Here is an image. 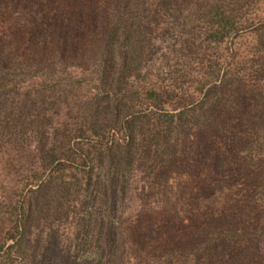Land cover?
Masks as SVG:
<instances>
[{
  "label": "rangeland",
  "instance_id": "obj_1",
  "mask_svg": "<svg viewBox=\"0 0 264 264\" xmlns=\"http://www.w3.org/2000/svg\"><path fill=\"white\" fill-rule=\"evenodd\" d=\"M177 1L181 11L174 13L158 6V0H132L129 6L125 0H0V67L15 69L21 63L32 71L36 66L56 72L65 68V74L80 78V94L94 95L87 69L100 60L105 42L112 36L114 47L129 58L134 41L137 70L121 82L117 98L109 99L119 105L121 119L125 106L134 114L175 113L192 106L209 94L210 75L217 70V82L230 72L247 81V88L264 87V77L254 81L260 59L264 65L257 38V27L264 24V0H224V13L235 19V28L221 41L212 37L202 15L213 0ZM182 24L185 32L180 31ZM124 26L139 30V36H130L128 28L123 41ZM5 90L0 89V99ZM46 95L42 101L34 89H19L0 108V121L5 115L10 121L0 133V247L11 245L15 235L13 205L41 183L32 177L41 151L58 153L63 136L69 135L73 153L67 162L55 161L42 177L50 185L44 189L47 211L31 230V238H38L35 255L26 262L0 255V264H93L95 252L107 253L111 227L119 238L117 264H157V258L162 263L161 258L176 252L195 256L199 264H264V205L254 196L264 173L244 172L238 139L237 120L251 105L248 99L227 104L229 112L217 109L214 126L208 125L206 133L174 136L166 164L137 160L136 171L128 175L127 194L113 198L106 163L89 160L99 149L96 138H76L73 104ZM114 130L113 140L125 137L123 130ZM91 169L78 200L53 184ZM30 197L33 203L37 195ZM221 228L260 229L262 236L257 244L221 243L213 236Z\"/></svg>",
  "mask_w": 264,
  "mask_h": 264
},
{
  "label": "trees",
  "instance_id": "obj_2",
  "mask_svg": "<svg viewBox=\"0 0 264 264\" xmlns=\"http://www.w3.org/2000/svg\"><path fill=\"white\" fill-rule=\"evenodd\" d=\"M223 1L213 0L203 7L205 11L202 13L210 25L212 37H216L220 41L235 28V19L231 14L226 16L224 13ZM234 1L237 4L243 3V0ZM158 3V6H161L166 12L175 13L181 11L177 0H158ZM130 4H132V0H125L124 5L129 6ZM123 25L124 22H121V26ZM128 28L126 26L122 27L123 41L128 38V33L130 32V36L132 33L136 37L139 36V30L134 29L133 31L132 27ZM257 28L258 46L264 48V24L258 25ZM184 29L185 25L182 24L180 31H184ZM113 31L116 34L118 27L116 26ZM111 39L112 36L105 42L97 64L92 69H87L90 70L88 71L89 84L97 90L94 95L91 93L80 94V89H78L80 78L77 75L73 76L71 73L65 74V68L56 72V69L46 70V68L36 66L32 71L29 69L30 67L19 63L15 69L10 67L9 70H6L4 67H0V89H6L4 92L6 97L0 99V108L2 104L5 107L9 103L7 95L17 90L19 91V89H34L35 94L42 101L47 99L46 94L49 93L51 98H54L53 100L57 102L61 101L65 105L68 102L73 104L76 109L74 126L77 133L75 136L76 138H96L99 149L89 160L91 163L94 160L99 162V164L106 163L104 172L110 175L108 178L110 183L109 193L115 198L116 196L124 197L127 194V181L130 177L128 175L131 174L132 170L136 171L135 164L137 160L150 162L149 159L152 158L160 164H166L165 158L170 156L171 140L174 136L178 137L194 130L206 133L207 126L213 125V115L217 109L229 112L230 109H228L227 104L235 101L241 105V101L248 99L251 105L244 108L239 116L241 118L240 121L237 120V125H239L237 126L239 129L238 139L243 154L241 157L242 166L248 176H259L264 173V87L253 89L248 86L247 88V81L233 78L230 72H224L221 79L217 82L216 80L219 79L220 74L219 70H217L213 75H210L211 79L209 82L211 87L208 89L209 94L203 95L192 106L175 113L144 111L138 114L128 111L125 106L126 111H123L124 116L121 119L119 117V105L117 103L114 104V100L110 102L111 100L109 99L112 95L117 98V94L121 92V82L133 75L135 70H137L139 52L136 51L137 43L133 41L128 58L126 53H121L114 47V40L112 41ZM259 62L257 71H254V81H259L260 77H264V65L261 59ZM71 67L77 68L76 65ZM18 68H24L23 70L25 71L17 73ZM20 74L24 76L23 80L18 79ZM81 74H84L83 71ZM25 77H30V81H27ZM29 82H32L30 83L32 85ZM12 102L10 101V104ZM8 119V116L5 115V117L3 116V121H0L3 127L0 133L9 127L8 122L10 121ZM115 127L125 133V137L121 140H113L116 134ZM136 135L140 137L139 141ZM2 139L3 137L0 134V142H2ZM72 139L69 135L63 136L60 146H58V153L52 150L41 151V163L32 175L36 183H41L35 185L37 189L28 190L27 197H23L21 201L13 205L12 214L15 218V235L11 245L0 247V255L3 259L26 262L29 257L35 255L34 250L38 246V238H31V230L34 228V222L40 218L42 219L40 216L47 211L48 201L46 200V194H44L46 190L44 189L50 185L49 181L42 182V177L58 159H63L65 162L69 160V156L73 153L71 151L72 147L69 146ZM57 156L59 157L57 158ZM84 166H87V163ZM91 171L92 169L87 173L82 172L79 178L74 177L72 181L60 179L53 184L61 186L64 191L71 194L75 200H78L83 191L84 181L87 180L88 182L90 180ZM114 178L115 183L113 184L112 180ZM254 194L256 200L264 205V180L257 185ZM30 195H37L35 202L32 203V196L30 197ZM114 230L111 227V231H108L109 233L107 232L108 234L106 235L108 237L107 253L100 250L95 252L92 257L93 264H117L119 238L117 239V236H115ZM213 236L216 241L221 243L239 241L241 243L257 244L262 232H260V229L236 232L232 229L221 228ZM166 256V258H161L162 263L158 262L160 258H157V264H199L195 256H190L189 254L184 255L176 252L174 255ZM154 262L151 264H154Z\"/></svg>",
  "mask_w": 264,
  "mask_h": 264
}]
</instances>
